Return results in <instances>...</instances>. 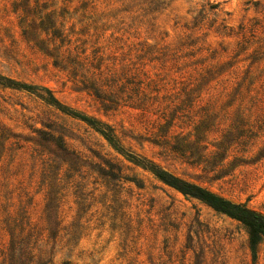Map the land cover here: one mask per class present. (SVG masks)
<instances>
[{"label": "rangeland", "instance_id": "374dc122", "mask_svg": "<svg viewBox=\"0 0 264 264\" xmlns=\"http://www.w3.org/2000/svg\"><path fill=\"white\" fill-rule=\"evenodd\" d=\"M0 76L264 215V0H0ZM0 264H264V241L0 85Z\"/></svg>", "mask_w": 264, "mask_h": 264}, {"label": "trees", "instance_id": "16d2710c", "mask_svg": "<svg viewBox=\"0 0 264 264\" xmlns=\"http://www.w3.org/2000/svg\"><path fill=\"white\" fill-rule=\"evenodd\" d=\"M0 85L10 89L28 91L29 93L36 95L46 105L83 121L84 123L92 127V129H94L97 133L103 136L118 153L124 155L134 165L153 173L159 181L178 191L183 196L196 199L206 204L215 212L223 214L242 224L246 228L249 235L250 248L253 254L256 256L259 244L264 241V215L248 209L245 205L237 204L232 202L231 200L225 199L211 192L207 188L180 179L179 177L157 167L155 164L144 158L132 154H127L111 128L102 125L92 119H89L84 115L73 113L66 107L62 106L60 102L48 90H43L42 93H37L36 91L38 89L34 87L21 85L11 79L2 76H0ZM58 148L62 150L60 151V154H69L68 151H65L66 149L61 143L58 144ZM12 245L16 246L17 243H13ZM15 251L16 249L12 248L11 252H13L14 255ZM11 259L14 260L16 259V257L13 256Z\"/></svg>", "mask_w": 264, "mask_h": 264}]
</instances>
